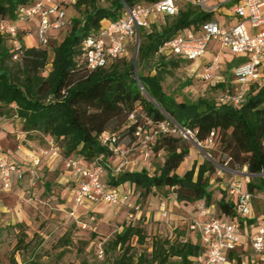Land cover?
Segmentation results:
<instances>
[{
  "label": "trees",
  "instance_id": "trees-1",
  "mask_svg": "<svg viewBox=\"0 0 264 264\" xmlns=\"http://www.w3.org/2000/svg\"><path fill=\"white\" fill-rule=\"evenodd\" d=\"M33 1L0 0V19L13 20L19 7ZM100 1L76 0L71 6L79 15L67 18L61 38H51L44 46H29L17 60L12 58L8 37L0 32V117H18L25 133L49 136L64 156L76 154L82 165L90 166L101 157L106 163L101 181L109 187L129 184L131 198L137 193L143 200L155 191L164 190L165 194L172 193L177 202L202 201L205 206L213 205V214L235 219L241 226L243 219L236 213L233 196L225 190L213 200L210 175L218 165L226 170L235 165L244 166L252 175L243 183L245 190L264 194L261 175L264 172V71L261 81L250 82L236 105L203 96L195 100L183 96L177 100L173 93H166L162 87L165 74L180 60H190L160 54L159 46L176 33L186 28L196 30L202 22L213 19V14L188 3L181 5L175 15H163L168 20L161 27L138 31L136 68L140 66V69L136 70L144 92L139 88L132 57L128 55L112 60L106 67L87 71L80 61L82 40L97 32L104 20L119 18L123 1L132 5L156 0H108V5H101ZM151 60L154 72L145 74L142 67ZM48 63L50 69L46 71ZM217 86L225 88L221 82ZM141 114L145 121L165 123L175 130V133L159 130L155 136L153 150L163 152V161L152 173L143 167L113 174L107 165L112 151L101 143L100 135L119 129L134 135ZM185 131H188L186 136L182 134ZM211 132L226 157L225 163L193 162L190 168L178 173V167L189 154L190 140L203 142ZM0 152L12 159L11 155ZM13 160L24 163L20 158ZM106 175L108 180L104 178ZM188 230L189 237L174 241L154 237L149 251L133 253L131 239L141 243L145 232L142 227L128 223L110 242L113 248L119 245L122 249L111 264H197L205 246L198 231Z\"/></svg>",
  "mask_w": 264,
  "mask_h": 264
},
{
  "label": "rangeland",
  "instance_id": "rangeland-1",
  "mask_svg": "<svg viewBox=\"0 0 264 264\" xmlns=\"http://www.w3.org/2000/svg\"><path fill=\"white\" fill-rule=\"evenodd\" d=\"M232 3L229 2L226 6ZM100 4L108 5L109 1L101 0ZM73 14L79 15V12L68 6L66 17L69 18ZM33 19H38V16H33ZM167 20L166 16L160 14L150 27L144 30L149 31L153 26L159 28ZM32 21H29L28 25L30 31L34 32ZM134 47L135 42L129 45L128 56L133 57ZM48 56L50 61L51 50ZM227 65V60L220 57L217 64L211 67L210 55L201 60H180L176 67L170 68V72L165 74L162 81L163 90L173 93L177 100L183 96L190 100L200 96L219 100L224 88L217 84L221 82L226 85L231 79ZM152 66L153 60L142 67L143 72L153 73ZM49 69L48 63L46 71ZM136 69H140V66ZM186 80L189 82L186 83ZM138 121L141 127L138 135L121 132L122 129L115 132L117 143L123 152L117 155L113 153L108 161L111 167H119L120 170H138L144 167L152 173L163 161V152L153 150L157 135L154 131L159 129L160 125L145 121L142 114ZM163 126L168 128L165 124ZM193 140H190L189 154L177 169L178 173L181 174L190 168L193 162L199 164L209 160L225 163L226 157L222 154L217 139L212 143ZM0 151L11 155L12 159L16 157L24 161L43 153L33 179L26 174L8 190L0 186V264H111L112 259L122 249L119 245L113 248L110 242L128 223L142 227L145 232L143 242L136 241V238L131 239L130 252L133 253L149 251L154 237L174 241L176 238L191 235L188 230L190 221L195 217L202 201L177 202L172 193L165 194L164 190L155 191L143 200L137 193L131 198L132 194L130 200L139 206V212L133 214L132 218L128 216L130 209L118 203H97L89 208L76 207L74 214H71L74 185L63 184L61 176L68 171L65 167L66 159L79 157L76 154L64 156L56 142L47 135L25 133L21 120L16 116L0 117ZM231 177L244 183L250 180L252 175L248 174L244 166L235 165L231 170L222 171L216 168L210 175L213 200L227 190ZM104 178L108 180V175ZM116 188L125 191L122 184ZM252 205L258 215L264 213L262 195L254 197ZM81 223H85V227H82ZM19 239H23V242L20 243ZM246 254L248 259L252 257L250 251Z\"/></svg>",
  "mask_w": 264,
  "mask_h": 264
},
{
  "label": "built area",
  "instance_id": "built-area-1",
  "mask_svg": "<svg viewBox=\"0 0 264 264\" xmlns=\"http://www.w3.org/2000/svg\"><path fill=\"white\" fill-rule=\"evenodd\" d=\"M75 1L34 0L31 4L19 7L13 20L0 19V32L8 37L12 58L19 59L27 48L25 38L31 35L30 28L25 26L27 22L35 21V45H47L50 39L54 38L52 33L64 28L67 20L66 8ZM229 2H233L228 8L236 17L233 24H222L213 17L212 20L202 22L196 30L186 28L176 33L159 46L158 53L180 56L192 61L203 56L210 41L217 40L221 47L230 52L244 54L245 60L232 71L235 85L231 89L225 88L222 97L219 98L220 102L236 105L243 99L250 82L261 81L264 71V15H262L264 0H156L132 5L123 1L119 18L104 20L97 32L87 35L82 40L80 61L87 71H93L106 67L114 59L128 55V47L136 42L140 28H149L160 14H177L181 4L188 3L201 8L206 13L215 14L219 8ZM33 16H38V19H33ZM216 64L217 57L213 56L211 67ZM137 83L144 92L139 80ZM129 118H133V113ZM163 124L165 123H160L159 129L154 132L157 133L159 130L175 132L174 129L168 130L169 128H165ZM140 131L141 127L138 126L134 135H138ZM182 134L186 136L188 131ZM212 136L213 132L203 142L212 143ZM100 140L109 147L112 154L123 152L117 143L115 133L103 132ZM41 155L32 157L30 163L25 166L0 152L1 188L10 189L15 181L26 174L33 179ZM105 164L101 157L90 166L82 165L79 159H66V169L76 178L71 214H74L76 207L89 208L97 203L124 204L130 209L128 213L130 218L139 212V206L130 200L133 193L131 187L125 188L123 185L125 191H120L116 186L109 187L101 181ZM107 165L111 167L110 162ZM218 168L219 171L226 170L224 166L218 165ZM111 169L113 174L120 170L119 167H111ZM261 175L264 177V172ZM226 191L235 198L236 213L241 218L249 215L252 199L259 196L257 193L246 191L239 179L230 180ZM206 215H209L208 219H205ZM80 225L85 227V223ZM189 228L199 232L205 246V250L197 259V264H227L228 252L237 247H250L257 252L264 250V226L258 227L253 233L245 234L241 231L237 220L213 215L210 207L205 206L204 203L199 205Z\"/></svg>",
  "mask_w": 264,
  "mask_h": 264
},
{
  "label": "crops",
  "instance_id": "crops-1",
  "mask_svg": "<svg viewBox=\"0 0 264 264\" xmlns=\"http://www.w3.org/2000/svg\"><path fill=\"white\" fill-rule=\"evenodd\" d=\"M213 17L216 20H218L220 23L226 24V25L233 24L236 21V17L231 13L228 6H224V7L219 8L218 11L215 14H213ZM32 22L35 26V21H32ZM28 24L29 23L27 22L25 24V26H27L29 29L30 27ZM62 32H63V29L60 31H56V32L52 33V36L57 39L59 37V35L62 34ZM25 44L27 47L33 46L36 44L35 31L34 32L31 31V35H29L25 38ZM206 55H210V58H212L213 56H216L218 60L220 57L227 60V62H228L227 66H228V69H229L230 74H231V79L229 80V83L225 85V88L231 89L235 85V79H234L232 71H233L235 66L242 63L245 60V55L244 54L238 55V54H234V53L230 52L228 49L221 47L219 41H217V40L210 41V43L208 44V46L206 48L205 53L203 54L202 57H200L198 59L201 60ZM22 161L24 162L23 164L25 166H27L30 163V159H29V161H24V159H22ZM232 176L235 177L234 174ZM233 177H231L230 180L237 179V178H233ZM61 178H62V180H64V182H62L63 184L67 185L68 183H70V184L74 185V188H73V193H74V189L76 186V178L70 174V171H67L64 174H62ZM127 187H130L129 184H125V188H127ZM257 194L264 196V194H261V193H257ZM209 207L211 209V213L213 214V212L215 210L214 206L210 205ZM213 215H215V214H213ZM208 217H209V215H206L205 219H208ZM247 218L248 219H255V220L253 222H247V220H246ZM242 219H243V223L241 224L240 229L245 234L253 233L258 227L264 226V213H261L258 215L254 211L252 201L250 203L249 215H247L246 217H243ZM248 251H250L252 253V257H250L249 259H248V256L246 254V252H248ZM228 255H229V258H228L227 264H249V263L250 264H264V250L257 252V251H254L250 247L244 246V247H237L235 250L228 252ZM237 258H240V261H237Z\"/></svg>",
  "mask_w": 264,
  "mask_h": 264
},
{
  "label": "water",
  "instance_id": "water-1",
  "mask_svg": "<svg viewBox=\"0 0 264 264\" xmlns=\"http://www.w3.org/2000/svg\"><path fill=\"white\" fill-rule=\"evenodd\" d=\"M137 47H138V40L136 39L135 42V47H134V55L132 57V67H133V72H134V76L136 78V80H138L137 77V70H136V54H137ZM194 141V140H193Z\"/></svg>",
  "mask_w": 264,
  "mask_h": 264
}]
</instances>
